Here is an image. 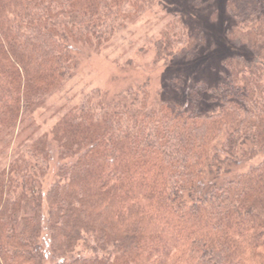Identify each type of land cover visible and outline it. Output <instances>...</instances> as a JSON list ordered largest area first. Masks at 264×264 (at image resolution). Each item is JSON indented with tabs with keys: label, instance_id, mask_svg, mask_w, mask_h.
Instances as JSON below:
<instances>
[{
	"label": "trees",
	"instance_id": "obj_1",
	"mask_svg": "<svg viewBox=\"0 0 264 264\" xmlns=\"http://www.w3.org/2000/svg\"><path fill=\"white\" fill-rule=\"evenodd\" d=\"M156 1L0 0V264H257L264 0H225L228 43L243 51L221 58L216 79L95 89L49 131L31 121ZM175 18L154 44L166 66L211 48Z\"/></svg>",
	"mask_w": 264,
	"mask_h": 264
},
{
	"label": "rangeland",
	"instance_id": "obj_2",
	"mask_svg": "<svg viewBox=\"0 0 264 264\" xmlns=\"http://www.w3.org/2000/svg\"><path fill=\"white\" fill-rule=\"evenodd\" d=\"M157 0L143 12L130 19L97 52H89L82 58L77 75L65 83L57 94L50 98L33 116L32 122L42 132H47L55 124L56 113L60 108H70L97 89L109 94H117L133 88L134 91L147 84L152 93L162 79L174 75L208 76L216 79L215 69L223 56L240 54L242 48L228 43L225 28L227 17L224 10L225 0ZM181 17L187 25L196 31L203 30L207 37L204 55L188 63L179 60L172 66L166 61H157L154 44L160 39L162 31L172 23L175 17ZM178 24V23H176ZM180 25V24H178ZM181 34H185L182 26ZM183 49L178 46L177 50ZM241 50V51H240ZM5 148L0 144V162ZM261 160L257 159V163ZM256 162V161H255ZM46 264L51 256L47 254ZM257 264H264V249Z\"/></svg>",
	"mask_w": 264,
	"mask_h": 264
}]
</instances>
